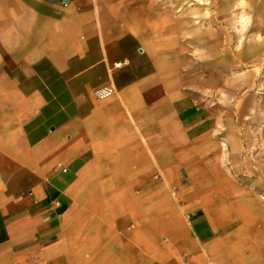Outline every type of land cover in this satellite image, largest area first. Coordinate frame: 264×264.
<instances>
[{
	"label": "crops",
	"instance_id": "crops-1",
	"mask_svg": "<svg viewBox=\"0 0 264 264\" xmlns=\"http://www.w3.org/2000/svg\"><path fill=\"white\" fill-rule=\"evenodd\" d=\"M170 23L160 0H0V264H239L222 99L194 101Z\"/></svg>",
	"mask_w": 264,
	"mask_h": 264
},
{
	"label": "rangeland",
	"instance_id": "rangeland-1",
	"mask_svg": "<svg viewBox=\"0 0 264 264\" xmlns=\"http://www.w3.org/2000/svg\"><path fill=\"white\" fill-rule=\"evenodd\" d=\"M160 1L194 101L210 111L216 89L222 99L223 133L207 156L223 166L218 194L233 217L224 231L239 229V264H264V0Z\"/></svg>",
	"mask_w": 264,
	"mask_h": 264
},
{
	"label": "built area",
	"instance_id": "built-area-1",
	"mask_svg": "<svg viewBox=\"0 0 264 264\" xmlns=\"http://www.w3.org/2000/svg\"><path fill=\"white\" fill-rule=\"evenodd\" d=\"M111 92V89L110 88H107V87H103V88H99V89H95L93 90V93L96 97H103L107 94H109ZM171 192L174 193L175 192V189L174 187H171Z\"/></svg>",
	"mask_w": 264,
	"mask_h": 264
}]
</instances>
